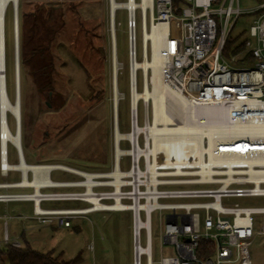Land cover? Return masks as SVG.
<instances>
[{"label": "built area", "instance_id": "1", "mask_svg": "<svg viewBox=\"0 0 264 264\" xmlns=\"http://www.w3.org/2000/svg\"><path fill=\"white\" fill-rule=\"evenodd\" d=\"M186 1L188 4L181 9L174 7L173 0H153V7L148 6L145 10L140 5L137 8L141 11L143 27L144 21L147 27L148 22L151 27L154 23L168 24L164 37V80L187 98L191 113L196 114L195 119L191 116L193 122L210 125L264 121V13L257 16L243 40L254 62L237 64L238 56L226 57L224 47L238 17L252 10L241 8L240 0ZM142 2L140 0L139 4ZM263 7L264 3L255 11ZM128 14L132 59L137 58V22L136 14L133 20L130 10ZM146 107L145 126L149 122V108ZM7 122L9 125V120ZM141 127L138 111L132 109L131 130L121 138L129 142V147L118 154L119 140L113 171L95 173L64 164L39 163L36 165L52 166L50 178L52 171L60 170L77 174L80 179L52 180L51 184L39 187V194L33 185L0 183V188H34L32 192H1L0 202L31 201L33 217L40 224L65 227H72L74 220L95 211L128 210L132 214V264H239L249 261L250 248L257 234L254 215L264 213V207L223 204L222 200L264 196V164H253L255 173L252 174L247 163L264 158V143H255L246 135L206 134L202 138V144L207 148L204 160L217 157L235 162L213 164V174L208 177L201 173L157 175L155 182L147 175L151 156L147 157L142 151L151 139H147ZM262 138L260 142H264ZM210 141L215 142L212 148ZM2 142L0 133V171L8 175L17 170L9 161V144L13 143L8 142L4 150ZM241 144H248L250 148L245 149ZM124 157L130 160L126 169L122 168ZM117 168L121 171L119 176L115 175ZM182 168L189 172L201 169L198 166ZM159 169L176 171V167ZM31 171L34 178V171ZM170 185L212 187L163 188ZM46 188L59 190L43 191ZM92 198L111 205L120 200L123 205L115 209L98 208ZM49 200L84 201L88 206L44 207L43 202ZM157 210L162 212L164 221L161 240L173 246L175 251L174 255L163 256L159 261L154 259L152 247V213ZM260 232L264 233V226ZM3 243L21 245L20 241L11 240L7 231L0 246ZM88 248L94 249L93 241Z\"/></svg>", "mask_w": 264, "mask_h": 264}, {"label": "rangeland", "instance_id": "2", "mask_svg": "<svg viewBox=\"0 0 264 264\" xmlns=\"http://www.w3.org/2000/svg\"><path fill=\"white\" fill-rule=\"evenodd\" d=\"M33 4H38L47 0H31ZM58 3L77 4L81 6L82 17L87 20L90 40L96 53L102 56L103 61L95 63L94 58L89 59L91 53L86 51L80 59L75 51L67 44H60V53L63 60L58 61L59 72L61 73L56 83V97L54 98L55 107L46 105L48 89L42 88L37 76L33 74L36 62L26 64L24 73V90L22 99L26 113L27 128L25 139L30 146L27 148L28 161L32 164H64L80 170L109 173L115 167L116 159V129H115V89L113 72V31L111 18L110 0H52ZM127 1V0H118ZM140 2V0H137ZM47 2H44V6ZM241 8L252 10L240 15L233 24L230 32L232 38L239 41L244 40L249 33L251 25L257 18L255 11L258 7L257 0H240ZM45 11L47 7H42ZM59 8V7H58ZM77 8V7H75ZM13 4L7 8V25L5 16V42L6 77L7 67H9V97L14 102L16 100L15 88V23H13L12 11ZM201 10V9H200ZM55 21V22H54ZM53 26L61 25L54 20ZM15 22V21H14ZM136 34H137V59L141 61L144 57L143 47V21L140 9L136 11ZM78 25V23L76 22ZM115 33L117 40V58L121 64L118 74V128L122 126L123 133L131 130L132 104H131V43L129 38V14L126 8H119L115 14ZM45 27L38 33L40 41L46 43L44 36H49L52 27ZM7 28V29H6ZM148 28L151 26L148 22ZM14 29V30H13ZM79 31V29H78ZM7 32V33H6ZM85 36V35H82ZM64 35H60L62 39ZM94 37V40H93ZM85 38V37H84ZM98 38V39H97ZM59 39V40H60ZM82 39V38H81ZM6 41V40H5ZM39 46V45H34ZM33 45L28 46L30 54ZM148 53L152 54V44L149 42ZM33 56L29 55V59ZM86 58V59H85ZM21 68V67H20ZM102 73L99 82L95 81V76ZM39 83H36V80ZM151 91L152 71L148 76ZM146 79V81H147ZM96 83H95V82ZM137 88L141 92L144 90L145 75L142 69H138ZM103 89L102 99H92L97 90ZM8 90V86H7ZM129 93L130 98L127 94ZM21 95V91H20ZM138 106L139 124L145 126L146 104L144 99ZM171 114L179 120L183 111L182 108H172L174 101L171 99ZM23 105V104H22ZM149 120L153 121V100H149ZM9 125L12 132L16 130L15 115L8 114ZM178 117V118H177ZM180 117V118H179ZM66 121L70 126L75 127V133L70 137H65L60 142L57 140L62 136V128ZM47 133L48 135H46ZM61 133V134H59ZM22 141V137H21ZM143 135L141 136V144ZM23 143V142H21ZM121 149L129 147L127 140L121 139L119 142ZM23 147V146H22ZM9 161L19 163V155L16 146L9 144ZM129 157L122 159V168L129 167ZM20 169L11 171L4 176L0 171V182H19L22 180ZM29 178L33 179V173L29 170ZM52 180L80 179V176L70 172L54 170L51 172ZM190 178V177H180ZM197 187L206 188L212 185L181 186L170 185L163 188ZM105 189V188H102ZM59 190L57 188L43 189V191ZM0 189V192H4ZM10 192L31 191V189H9ZM223 204L241 206L264 207V196L232 197L224 198ZM43 206H79L86 207L88 203L84 201H53L49 200ZM34 216L33 203L31 201H10L0 202V242L4 241L6 229L11 236V240H18L21 243L26 241L36 250H54L56 254L62 252L63 258L70 260L75 258L80 252L83 253L85 261L83 264H132V214L130 211H95L88 215L81 216L73 221L72 227L60 225L38 226ZM257 234L251 245V259L239 264H264V233L260 232L264 226V213L254 215ZM163 217L160 210L152 213V247L154 259L159 261L163 256L175 254L174 247L163 243L161 240ZM79 226L80 230L75 227ZM93 241L94 249H89L88 244ZM143 244H145V233L143 232ZM5 243L0 246L4 248Z\"/></svg>", "mask_w": 264, "mask_h": 264}, {"label": "bare ground", "instance_id": "3", "mask_svg": "<svg viewBox=\"0 0 264 264\" xmlns=\"http://www.w3.org/2000/svg\"><path fill=\"white\" fill-rule=\"evenodd\" d=\"M111 1V11H114V18L112 22L113 31V72L114 77H116L115 89V101L119 102V91H118V74L121 68V64L118 61L116 48L117 40L115 33V13L119 8H126L130 10L132 20L135 18L136 10L138 6H142L145 10L148 6L153 7V0H143L139 4L137 0H127V1ZM16 0H0V133H2L3 138V149L8 142H12L15 146H19L21 134L18 132H12L8 125V114H14L16 117V129L18 128V120L22 125V114H21V95L20 102H13L8 94L7 90V77H6V51H5V16L9 4L12 3L14 6ZM19 3V1H18ZM15 16V15H14ZM15 21V20H14ZM15 23V22H14ZM143 47H144V57L141 61L137 58L132 57V75H131V89L133 104L132 107L135 111H138L139 99H144L145 103L149 100H153V121H147V125L141 127V131L145 133L147 139H151V142L147 144L145 149H142L147 155L151 156V161L149 163L148 176L151 177L153 181L156 182L157 175H177V174H204L208 177L213 174L214 168L213 164L221 163H234L233 159H218L217 157H211L210 161L203 159V154L207 149L203 146L202 138L204 135L211 136L214 133H221V135H246L254 140L255 143L260 142V139L264 137V121L257 122H241L238 124H210L202 125L200 122L191 121V116L195 119L196 114L191 113L189 107V101L181 92L172 86H170L162 76V68L164 66L166 58L164 57V37L168 32V24L160 22L158 24L154 23L149 29L147 23L144 21L143 27ZM137 29V28H136ZM149 42L152 44V54L148 53ZM133 45V43H132ZM138 69H142L145 75V85L144 90L139 91L137 88V73ZM152 71V85L153 90L151 91L148 81V76ZM147 79V81H146ZM16 93L17 85H16ZM18 95V94H17ZM17 99V96H16ZM171 99L175 102L172 108H182L183 115L177 120L174 118V114H171ZM147 106V105H146ZM147 108V107H146ZM115 124L116 119L118 120V104L117 110L115 112ZM178 118V117H177ZM22 128V126H21ZM116 129V128H115ZM137 131H135V134ZM126 136L125 133L121 132L119 129L116 130V140H120ZM258 140V142H256ZM215 142L210 141L211 148L214 146ZM243 148L249 149L248 144H241ZM255 148V147H254ZM122 149L118 148V154ZM251 167L249 172L254 174V168L252 167L255 163L264 164V158L257 160H251L247 162ZM16 169L23 171L24 177L18 182L19 186L33 185L36 187V194L41 193L39 187L41 185L51 184L52 179L49 177V171L52 166H37L36 164H31L23 159L17 164H13ZM184 166H198L201 169H195L185 171L182 167ZM162 167H176V171L160 170ZM34 171V178H28V171ZM264 172V171H263ZM121 171L117 168L116 176H119ZM158 179V177H157ZM95 201L98 208L105 209H115L122 207L123 203L118 200L116 204L103 203L98 198H92Z\"/></svg>", "mask_w": 264, "mask_h": 264}, {"label": "trees", "instance_id": "4", "mask_svg": "<svg viewBox=\"0 0 264 264\" xmlns=\"http://www.w3.org/2000/svg\"><path fill=\"white\" fill-rule=\"evenodd\" d=\"M220 1L222 0H217V2ZM44 2H47L45 6L44 4H42ZM44 2L42 1L39 6H37L38 4H33V1L31 0H19L18 3L19 57L21 67V142H23V153L25 156V160L28 163H31L28 161L27 155V148L30 145L26 141H24L25 131L27 128V121L26 113L24 112L25 109L22 108L24 107V99H22V94L24 90V73L26 64L32 61L36 62V67L33 70V74L37 76V79L39 80L38 82L41 83L42 88L48 89L46 105L52 108L55 107L54 98L56 97V83L59 79L58 77L61 74L58 68L60 65L58 61L63 60V56L60 53V44H67L71 49L75 51V54L77 55L80 61H83V63H85L84 60L80 58L86 51H89L91 53L89 59L94 58L95 63L103 61L102 56H100L99 53H96L97 49H95V46L90 41L92 37L87 38L88 36H86V34H90V28L89 25L86 23L87 20H84V18L82 17L81 6H76L77 4H75V2L74 4L58 3L52 0H47ZM257 2L258 5H260L264 3V0H257ZM186 4H188L186 0H173L174 7H177L178 9H181V7ZM42 7H47V9H45L44 11ZM11 11L14 23V6L13 10L11 9ZM256 12L258 13V15L264 13V7L259 10H256ZM54 20H57L59 23L61 22V25L53 26L55 22ZM76 22L78 23V25L76 24ZM50 26L53 27L51 32H49V36L48 34L47 36H44L46 39H48V41L46 40V43L44 41H40V37L37 36V34L41 33L45 27L48 29ZM60 35H64V37L60 39ZM5 40L7 45V36L5 37ZM30 45L39 46H34L31 49L32 53L30 54V48H28V46ZM223 52L226 57H230L232 54H236L238 56L236 61L237 64H251L254 62V57L252 53L246 51L245 49L244 41H239V39L232 38L231 36L228 37ZM13 55L15 56V48L13 51ZM29 55L33 56V58L29 59ZM9 57L10 56H7L6 62H8ZM100 75H102L101 72L98 74V76H95L96 82H99L98 78L101 77ZM37 79H35L36 83H38ZM16 85L17 84L15 77V88ZM7 86L9 91V67H7ZM102 93L103 89L99 88V90H97V92L93 94L92 99H102ZM127 96L128 98H130L129 93L127 94ZM140 102L141 100H139L138 106ZM120 130H123L121 125ZM61 133L59 134H61L62 136L57 140V142L63 141V138L70 137L72 134H74L75 127L70 126V122L66 121ZM45 134L48 135L47 133ZM75 229L80 230V227L76 226ZM84 261L85 258L82 252H80L75 258L67 260L63 258L62 252L56 254L54 250H49L46 252L39 251L31 247L27 241L24 244L21 243L20 246H15L12 243H7L5 244L4 248L0 249V264H83Z\"/></svg>", "mask_w": 264, "mask_h": 264}, {"label": "water", "instance_id": "5", "mask_svg": "<svg viewBox=\"0 0 264 264\" xmlns=\"http://www.w3.org/2000/svg\"><path fill=\"white\" fill-rule=\"evenodd\" d=\"M18 1L16 0V2H14V10H15V56H16V84H17V99L16 102H20V57H19V25H18ZM111 18L113 21L114 18V11H111ZM132 63H131V75H132ZM116 77H114L113 80V84L114 86H116ZM132 84V81H131ZM114 107H115V112L117 110V104L116 101L114 102ZM131 104H133V97L131 95ZM148 106V102L145 103ZM133 109V107H132ZM134 110V109H133ZM136 110V109H135ZM116 115V114H115ZM115 128L116 130L119 129L118 128V120L116 119V124H115ZM16 132H18V134H21V123L20 120H18V128L16 130ZM21 139V138H20ZM119 140H116V145H118ZM18 148V152H19V156L21 159H23L25 161L24 158V153H23V148H22V143L20 140L19 146H17Z\"/></svg>", "mask_w": 264, "mask_h": 264}, {"label": "crops", "instance_id": "6", "mask_svg": "<svg viewBox=\"0 0 264 264\" xmlns=\"http://www.w3.org/2000/svg\"><path fill=\"white\" fill-rule=\"evenodd\" d=\"M25 158V156H24ZM26 161V160H25ZM32 164V163H31ZM44 164V163H43ZM4 175V174H3ZM4 176H7V175H4ZM24 177V175H23ZM28 178H29V172H28ZM21 181V180H20ZM0 183H5L4 181L3 182H0ZM0 189H4L5 191L4 192H10L8 191L9 189H18V188H0ZM19 189H31V191H27V192H32L34 190L33 187H20ZM23 192H26V191H23ZM1 193V192H0ZM46 202V201H45ZM57 202H60V201H57ZM44 203V202H43ZM44 207H47V208H67V207H71V206H57V207H49V206H44ZM73 207H79V206H73ZM37 221V220H36ZM38 222V221H37ZM41 224L38 223V226H40ZM42 226V225H41ZM132 229V227H131ZM6 231L8 232V230L6 229ZM5 231V233H6ZM9 233V232H8ZM17 240V239H16ZM131 261H132V258H131Z\"/></svg>", "mask_w": 264, "mask_h": 264}]
</instances>
